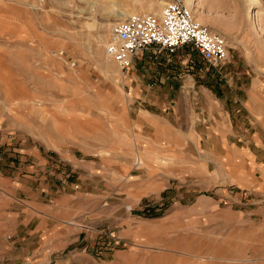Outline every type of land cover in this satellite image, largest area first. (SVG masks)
I'll list each match as a JSON object with an SVG mask.
<instances>
[{"label":"rangeland","instance_id":"1","mask_svg":"<svg viewBox=\"0 0 264 264\" xmlns=\"http://www.w3.org/2000/svg\"><path fill=\"white\" fill-rule=\"evenodd\" d=\"M186 1L220 71L190 46L109 58L115 24L166 0H0V264H264L252 226L241 254L159 250L195 197L264 205V0Z\"/></svg>","mask_w":264,"mask_h":264},{"label":"built area","instance_id":"2","mask_svg":"<svg viewBox=\"0 0 264 264\" xmlns=\"http://www.w3.org/2000/svg\"><path fill=\"white\" fill-rule=\"evenodd\" d=\"M112 36L106 52L122 71L130 70L134 58L145 51L172 56L190 46L217 71L229 57L225 39L200 24L184 0H167L159 16L150 13L129 16L113 27Z\"/></svg>","mask_w":264,"mask_h":264},{"label":"crops","instance_id":"3","mask_svg":"<svg viewBox=\"0 0 264 264\" xmlns=\"http://www.w3.org/2000/svg\"><path fill=\"white\" fill-rule=\"evenodd\" d=\"M187 191V190H186ZM161 193H164L162 191ZM195 197L189 207L164 212L159 222L169 223L173 220L176 226V215L183 216L188 212L190 229L180 231L167 240L159 239L161 254H202L201 237L215 239L224 244V250H213V247H203L204 254H241L245 241L246 226H252L254 232L253 250L260 254L264 251V205L249 202L248 204L230 203L221 206L220 202H211L208 198ZM208 199V200H207ZM175 204V203H174ZM180 205V204H179ZM196 217L205 219L204 226H194ZM207 249V250H206Z\"/></svg>","mask_w":264,"mask_h":264},{"label":"bare ground","instance_id":"4","mask_svg":"<svg viewBox=\"0 0 264 264\" xmlns=\"http://www.w3.org/2000/svg\"><path fill=\"white\" fill-rule=\"evenodd\" d=\"M185 1V3H186V5H188L191 9H192V11H194V9H193V7L192 6H190L188 3H187V1L186 0H184ZM195 2H196V0L195 1H193V3L195 4ZM166 4H167V0H166ZM166 4L164 5V3H160L159 4V6L161 7V6H163V7H165L166 6ZM149 6L151 7V8H154L155 6H156V4L154 3V2H150L149 3ZM121 15V14H120ZM126 15H128V14H126ZM157 16V15H156ZM129 17V16H128ZM127 18V17H126ZM125 18V19H126ZM125 19H123V20H125ZM197 21H199L198 19H197ZM119 22H117L116 24H118ZM201 23V22H200ZM115 24V25H116Z\"/></svg>","mask_w":264,"mask_h":264}]
</instances>
